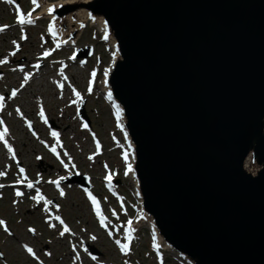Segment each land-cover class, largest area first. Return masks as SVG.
<instances>
[{"label": "water", "instance_id": "water-1", "mask_svg": "<svg viewBox=\"0 0 264 264\" xmlns=\"http://www.w3.org/2000/svg\"><path fill=\"white\" fill-rule=\"evenodd\" d=\"M86 6L116 42L143 212L193 264H264V0Z\"/></svg>", "mask_w": 264, "mask_h": 264}, {"label": "rangeland", "instance_id": "rangeland-1", "mask_svg": "<svg viewBox=\"0 0 264 264\" xmlns=\"http://www.w3.org/2000/svg\"><path fill=\"white\" fill-rule=\"evenodd\" d=\"M43 1L47 0H36L37 4ZM17 6L26 18L29 12L33 16L40 11L32 0H15L13 4L0 0V26L8 25L0 32V60L7 59V63L0 64V95L7 93L13 98L11 94L13 90L17 93V88L10 81L14 78L19 77L25 84L15 101L22 104L18 105L20 112L14 103L5 101L6 106L0 111V119L4 121L0 131L8 129L5 140L13 150L10 153L4 141H0V171L5 172L0 176V184L4 185L0 188V220L4 221L0 225V264H159L157 243L147 223H132L135 229L131 233L132 239H125L127 222L138 217L140 205L134 184L125 175L128 159L125 161L123 154L127 152L129 158V152L119 129L118 117L98 88L104 67L112 58L110 43L102 40L96 25L84 22L73 34V44L57 47L48 37L49 20L21 25L17 22ZM63 8L59 11L60 17L70 11ZM22 35L26 39H21ZM13 41L19 45V50ZM45 51L51 54L37 57V52ZM12 52L16 54L10 55ZM73 60L78 64H71ZM43 62L41 75L25 82V74H31V77L38 69L34 66H41ZM93 72L97 79L89 93ZM73 89L80 93L79 99ZM41 107L47 123L39 115ZM62 107L66 111L64 117H71L75 124L67 132H61L65 127L60 125L63 119L58 120ZM24 111H27L26 116L20 117ZM27 122H31V129ZM84 124L88 127L84 128ZM53 131L60 134L59 145L57 138L51 135ZM97 142L102 147L101 154L95 152ZM53 145H56L55 154L50 151ZM89 156H92L91 160ZM20 168L25 170L27 179L19 173ZM107 175L112 176L110 183L105 179ZM61 177L64 179L60 180ZM66 179L71 183H66ZM18 180L22 185L17 183ZM57 180L59 187L50 183ZM28 182L33 183V188L27 187ZM81 182H88L89 190ZM36 189L45 200L51 201L47 211L45 200L37 203L32 199ZM17 190L23 196L17 197ZM88 192L100 204L101 214L106 217L104 226H101ZM56 216L64 221L63 225ZM64 225L69 232L61 236ZM116 240L129 244L127 254L120 251ZM22 243L35 251L34 257L24 251ZM90 246L100 253L95 254ZM163 252V264L182 263L169 249Z\"/></svg>", "mask_w": 264, "mask_h": 264}, {"label": "bare ground", "instance_id": "bare-ground-1", "mask_svg": "<svg viewBox=\"0 0 264 264\" xmlns=\"http://www.w3.org/2000/svg\"><path fill=\"white\" fill-rule=\"evenodd\" d=\"M90 1L92 0H55V1H43L38 3L37 5L40 7V11L32 16V19L34 22L43 20V19H48L49 23L53 21V16L56 17L54 25H55V32L56 35L53 36L51 33L48 32V37L52 40H54V42L56 44H59L60 47H68L69 45L74 43V37L73 34H75V31L80 30L81 27V23L84 22H90L93 25H96L99 29V31L102 34V38L105 39V35L107 34V40L110 43V46L112 48V58L109 62L108 65H106L104 67V72H103V76L100 79L99 83H98V88L99 91H101V93L105 96V98L111 103V106L115 109V112L117 111V107L120 110V116L118 118V122H119V129L122 132L123 138L125 140V143L128 146V152H129V159H128V164H127V168L128 165H131V172L128 173V175H126V177H128L134 184V189H135V196L137 197V200L140 204V196H139V192L137 189V179L136 176L134 174V169H133V164H134V155H133V151H132V143L130 141V137L127 135L126 131H125V127H124V118H123V114L121 111V107L120 105L117 103V101L111 96V99H108V93L110 92V88H109V84H108V76L110 75L113 66L115 64L116 61V57H117V47H116V42L113 39L112 36H110V34L107 33L106 31V25L105 22L103 20V17L100 15H92L88 12V8L86 6V4H88ZM63 5H65V7L67 8V6L69 7H73L71 8L72 11H69L66 15H64L63 17H60V13L59 11H62ZM54 8V11L49 14L48 9L49 8ZM48 31V28H47ZM37 57L38 58H43V53L41 52H37ZM71 64H78L77 61L73 60L71 61ZM45 65V62H43V64L34 72H32V76L30 77V79H32V77H37L40 76V68H42ZM107 72V75H105V73ZM11 85H13L14 87L17 88V94L11 98V96L7 93H5V95L1 94L0 96L3 97V101L0 102L2 103L3 107L6 106L5 102H11L15 104V107L18 108V105H22L21 102H15L18 98H19V94L20 92L24 89L25 84L23 81H21L19 79V77L14 78L10 81ZM23 84V87H21V85ZM61 91L60 88H57ZM57 93H59V91L56 90ZM56 93V94H57ZM8 96V97H5ZM71 103V102H70ZM69 103V104H70ZM2 107V108H3ZM0 111H2V109H0ZM27 111H24V113H20V117H24V115L26 116ZM66 114L65 111V107H62L60 109L59 112V116L60 118H58V120L60 121V119H63V121H60V125L62 127H65V129H61V132H67L69 131L68 129L71 130L72 126L75 125L73 123V119L71 117H64V115ZM24 145H26V143H24ZM127 170V169H126ZM8 188L10 186H7ZM138 217L133 221L135 223V225L137 224H141L143 222L147 223V225L149 226V229H151L155 240L158 244H160V246H162L163 248H168L169 250H171L175 255L180 256L168 243H166L161 236H159L152 224V218H150V216H146L144 215L142 212H140V207H139V213H138ZM134 225V226H135ZM188 264H191L189 262H187ZM186 263V264H187Z\"/></svg>", "mask_w": 264, "mask_h": 264}, {"label": "snow or ice", "instance_id": "snow-or-ice-1", "mask_svg": "<svg viewBox=\"0 0 264 264\" xmlns=\"http://www.w3.org/2000/svg\"><path fill=\"white\" fill-rule=\"evenodd\" d=\"M7 2H8L9 4H13V3H15V0H7ZM32 4L35 5V6H38L36 0H32ZM33 10H34V9H33ZM53 11H54V8H51V7H50V8L48 9L49 14H51ZM55 19H56V17L53 16V21L50 22L49 25H48V32L51 33L53 36L56 35V32H55V25H54ZM17 22H18L19 24H21V25H24V24H32V23H34V21H33V19H32V13L29 12V13L27 14V18H26L23 14H21L20 9H19V6H17ZM7 27H8V25L0 26V32L5 31V29H6ZM21 39H26V37L22 35V36H21ZM42 39H43V37H42ZM105 39H107V34L105 35ZM13 44H15L17 50H19V45L16 44L15 41H13ZM57 47H59V44H57ZM15 54H16V52H12V53H10V55H15ZM50 54H51L50 51H45V52L43 53V56H44V57H47V56H49ZM5 63H7V59H6V58L3 59V60H0V64H5ZM34 67L39 68L40 65L37 64V65H35ZM30 75H31V74H25V77H24L25 82L30 78ZM91 75L94 77V76H95V72H93ZM105 75H107V72L105 73ZM65 79H67V78L65 77ZM58 86L61 87V88L63 87V85H58ZM21 87H23V84L21 85ZM88 91H89V93H91V91H92V80L89 81ZM16 94H17V93H16V90H13V92H12L11 95L14 97ZM73 94H74L78 99L80 98V93L77 92L75 89H73ZM108 99H111V93H110V92L108 93ZM2 101H3V97L0 96V102H2ZM75 102H76V101H72V103H75ZM81 102H82V101H81ZM2 107H3V105H2V103H0V109H2ZM17 112H18V113L20 112L19 108L17 109ZM39 115H40L41 118L44 120V122L47 123V118L45 117L43 107L40 108ZM116 116H117L118 118H119V116H120V110H119L118 107H117V111H116ZM27 123H28V127L31 129V127H32V126H31V122H27ZM3 124H4V121H3L2 119H0V125H3ZM83 127H84V128H87L88 125H87V124H84ZM7 133H8V129H7V128H4L3 131H0V141H4L5 146L8 148V151H9L10 153H12V152H13L12 148H11L10 146H8L7 141L5 140V136L7 135ZM33 135H35V133H33ZM51 135H52L53 137L57 138V145H59V143H60V142H59V136H60V134H59L58 132H56V131H53V132H51ZM42 143H43V141H42ZM98 150H99V143L97 142V151H98ZM50 151H52V152L55 154V153H56V145H53V146L51 147ZM64 155H65V156H68V153L65 152ZM123 156H124L125 161H127V159H128V153L125 152V153L123 154ZM12 158L15 159V154H14V153H13ZM58 158H59V157H58ZM37 159H40V157H37ZM70 159H71V158L69 157V160H70ZM89 159L91 160V159H92V156H89ZM61 162L63 163V161H61ZM67 166H68V165H65V167H67ZM73 167H75V165H73ZM105 167L107 168V165H105ZM131 170H132V169H131V165H128V168H127V170H126V172H125V175H128V173L131 172ZM19 171H20V173H24L25 170H24L23 168H20ZM4 175H5V172L0 171V176H4ZM24 179H27V178L24 177ZM63 179H64L63 177L60 178V180H63ZM105 179L110 183V182H111V179H112V176H111V175H107V176L105 177ZM17 183H21V181L18 180ZM37 183H39V180H37ZM50 183L56 184L57 187H59V183H60V181H59V180H57V181H50ZM33 186H34V185H33L32 182H28V183H27V187H28V188H33ZM3 187H4V185H3V184H0V188H3ZM15 195H16L17 197H20V196H23V193H22L21 191L17 190V191L15 192ZM60 195L63 196V195H64V192L61 191V192H60ZM87 195H88L89 199H90L91 202H92L93 208H94V210L96 211L97 216H98L99 219H100L101 226H104V224H105V220H106V217H104V216L100 213L99 202H98L97 199L92 195L91 192H88ZM32 199L36 200L37 203H39L41 200H45L44 196H42V195L40 194V190H39V189H36V196H35V197H32ZM50 203H51V201L45 200V210H46V211H47V205L50 204ZM113 215H116V213L113 212ZM55 219L58 220V221H60V223H61L62 225L64 224V221H63L59 216H56ZM127 223H128V227L125 228V234H126V235H125V239L128 240V241H131V239H132L131 233H132L133 231H135V229H133V228L131 227V224H132V221H131V220H129ZM3 224H4V221L0 220V225H3ZM51 226H53V225H50V227H51ZM5 231H8L7 228H5ZM29 231H34V230H33V229H29ZM66 232H69V228H68L66 225H64V227H63V231L60 232V235L63 236ZM109 235H111V232L109 233ZM93 239H95V237H93ZM116 244L119 246L120 251H121L122 253H124V254H127V253H128V251H129V244H128V243H123V244H122L120 240H116ZM27 251H28L30 254H33V250H32L31 248H27ZM73 251H75V246L73 247ZM0 255H2V254H0ZM78 258H79V257L77 256L76 259H78ZM93 258H95V257H93ZM125 264H127V262H125Z\"/></svg>", "mask_w": 264, "mask_h": 264}]
</instances>
